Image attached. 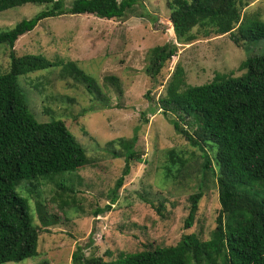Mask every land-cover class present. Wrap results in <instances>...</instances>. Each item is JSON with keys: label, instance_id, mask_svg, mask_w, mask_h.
Returning a JSON list of instances; mask_svg holds the SVG:
<instances>
[{"label": "rangeland", "instance_id": "obj_1", "mask_svg": "<svg viewBox=\"0 0 264 264\" xmlns=\"http://www.w3.org/2000/svg\"><path fill=\"white\" fill-rule=\"evenodd\" d=\"M74 0H65L68 7ZM126 19L95 15H62L40 22L15 45L18 56L42 55L60 66L19 77L41 122L65 121L92 163L73 172L21 185L39 231L40 256L5 264H73L82 249L84 258L116 260L121 252L176 245L186 234L209 240L220 213L216 180L205 169L206 154L179 135L164 116L159 101L177 69L183 68L190 85L211 82L217 73L241 76L248 59L264 55V39L242 37L241 24L264 21V0H251L242 9L234 33L199 37L178 44L167 0H141ZM46 5L26 4L0 13V30L9 31L25 19L45 11ZM167 43L178 46L176 57L153 80L146 73L151 51ZM10 49L0 46V75L9 72ZM74 64L82 74H67ZM78 71V72H79ZM83 73H85L83 76ZM89 78H88V77ZM118 80V81H117ZM121 93V94H120ZM137 136L140 161L119 190L110 211L96 214L111 202L117 181L125 171L121 139ZM212 148L207 154L214 156ZM175 150L182 167L168 162ZM203 192L196 222L185 228L189 197ZM163 205L161 213L157 207Z\"/></svg>", "mask_w": 264, "mask_h": 264}, {"label": "trees", "instance_id": "obj_2", "mask_svg": "<svg viewBox=\"0 0 264 264\" xmlns=\"http://www.w3.org/2000/svg\"><path fill=\"white\" fill-rule=\"evenodd\" d=\"M250 1L167 0L178 44L229 33L238 43L241 39L234 29ZM26 4L46 5L47 9L9 31L0 30V46L10 49L9 72L0 75V264L40 256L39 231H48L50 225L46 219L42 228L34 226L29 201L19 191L21 185L92 163L65 121L39 120L19 84V77L60 63L42 55L18 56L16 42L51 17L95 15L120 20L144 7L141 0H74L70 7L65 0H0V13ZM240 32L250 41L263 40L264 21L252 18L241 24ZM177 51L174 43L155 47L149 56L147 75L156 80ZM241 69L246 70L241 76L217 73L209 83L190 85L184 69L179 67L159 101L174 130L205 152V169L217 182L221 209L209 240L186 234L176 245L121 252L110 262L98 257L85 259L79 249L73 264H264V55L248 58ZM64 70L67 74H82L74 64ZM137 140L136 135L131 140H120L124 150L116 154L125 158V171L116 183L110 204L96 214L110 211L118 202V192L131 173V162L141 159L135 151ZM207 148L214 152L212 159ZM167 155L172 166L185 164L175 150ZM203 196L200 191L189 197L186 229L194 226ZM162 207L157 211L161 213ZM38 264L50 263L45 260Z\"/></svg>", "mask_w": 264, "mask_h": 264}]
</instances>
